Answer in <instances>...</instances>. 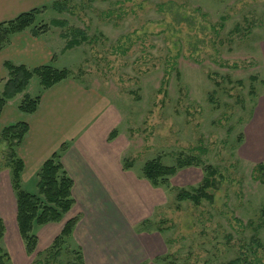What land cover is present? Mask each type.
<instances>
[{
  "label": "rangeland",
  "instance_id": "obj_1",
  "mask_svg": "<svg viewBox=\"0 0 264 264\" xmlns=\"http://www.w3.org/2000/svg\"><path fill=\"white\" fill-rule=\"evenodd\" d=\"M42 25L65 45L76 35L61 69L112 102L107 190H78L76 177L70 210L34 225L27 253L0 141L4 264H264V0H54L28 29ZM41 89L34 75L23 97ZM178 158L194 163L157 186L144 177L146 162ZM205 166L216 170L212 200H177ZM36 184L20 181L33 194Z\"/></svg>",
  "mask_w": 264,
  "mask_h": 264
},
{
  "label": "crops",
  "instance_id": "obj_2",
  "mask_svg": "<svg viewBox=\"0 0 264 264\" xmlns=\"http://www.w3.org/2000/svg\"><path fill=\"white\" fill-rule=\"evenodd\" d=\"M53 1L0 0V23L34 9L40 10ZM64 45L57 35H36L31 29L12 35L0 50V94L8 78L6 62L28 69L44 65L67 68L60 65ZM36 96L39 100L33 113H22L18 109L22 93L8 100L0 113V131L16 123L27 125V132L16 148L23 164L20 181L35 179L37 182L36 175L44 161L65 144L59 160L72 181L76 177L81 179L78 190H107L103 184L107 178L106 163L100 158L104 159L105 155L109 158L106 140L111 130L113 107L108 95L70 76L41 89Z\"/></svg>",
  "mask_w": 264,
  "mask_h": 264
},
{
  "label": "trees",
  "instance_id": "obj_3",
  "mask_svg": "<svg viewBox=\"0 0 264 264\" xmlns=\"http://www.w3.org/2000/svg\"><path fill=\"white\" fill-rule=\"evenodd\" d=\"M52 7L60 10V4L54 2ZM40 10H31L22 13L15 19L0 23V50L9 42L10 37L16 33L24 31L34 25L35 15ZM63 24V22H61ZM47 30L46 26L31 28L33 34H41ZM79 44V39L73 35L66 42L65 49H69ZM8 78L4 83L3 91L0 94V113L9 99L20 94L25 89L29 80L36 75L40 80L42 89H46L56 82L66 79L70 72L66 69H57L51 65H44L38 68L28 69L24 66H14L10 63L4 64ZM39 97H29L25 95L18 109L22 113L30 114L36 110ZM27 132L25 123H16L4 127L0 131V141L4 142L9 150V161L7 166L11 170V184L16 197V224L19 236L25 242L27 253L33 252L37 238L32 235L34 225L42 226L47 223L59 222L74 203L71 196L72 180L66 175L59 160V153L63 152L66 145L60 146L58 152H54L44 161L37 173V193H29L21 189L20 174L23 164L16 154V148L20 145L23 136ZM114 134V133H113ZM194 163L193 158L176 160V165L172 167L162 165L158 159L146 162L142 168L144 177L154 186L163 182L166 177L173 175L176 169ZM197 164V162H195ZM206 176L201 185L192 192L180 191L177 200H191L198 204L201 200H212V195L207 192L214 187V175L216 170L210 166H205ZM76 223V218L66 221L54 238V246H61L70 237L72 229ZM4 227L0 219V240L3 237ZM7 260L6 255L0 249V264ZM231 264H236L232 261Z\"/></svg>",
  "mask_w": 264,
  "mask_h": 264
}]
</instances>
